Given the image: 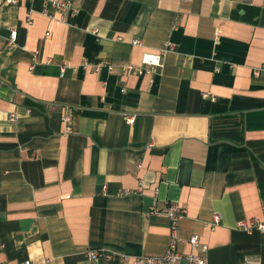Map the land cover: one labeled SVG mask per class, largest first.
Returning <instances> with one entry per match:
<instances>
[{
    "label": "crops",
    "instance_id": "0c3cea01",
    "mask_svg": "<svg viewBox=\"0 0 264 264\" xmlns=\"http://www.w3.org/2000/svg\"><path fill=\"white\" fill-rule=\"evenodd\" d=\"M48 7L0 8V264L162 254L174 203L181 252L199 234L208 264H264V233L238 227L263 218L264 0H74L63 21Z\"/></svg>",
    "mask_w": 264,
    "mask_h": 264
},
{
    "label": "built area",
    "instance_id": "2783aa9c",
    "mask_svg": "<svg viewBox=\"0 0 264 264\" xmlns=\"http://www.w3.org/2000/svg\"><path fill=\"white\" fill-rule=\"evenodd\" d=\"M21 0H0V8L4 5H12L18 4ZM46 4H48V8H45L43 13L50 18H57L50 9H53L61 14L58 18L60 20H65L67 12L69 10H73V2L74 0H45ZM50 8V9H49ZM74 11V10H73ZM31 23V19L29 20ZM50 33L48 32L47 35ZM18 36L17 28H13L10 34V41L15 42ZM134 43H138L135 41ZM172 43H167L165 45L166 49L172 48ZM142 63L149 65L151 71H155L159 66H161V55L160 54H153V53H145L142 58ZM142 65L138 64H126L123 66L125 71L128 72H138L143 73L146 68ZM107 65L109 68H112L111 62L108 60H104L103 62L98 63L95 66V70H100L102 66ZM63 68V72H64ZM11 120L16 118L15 113H11ZM128 123L133 124L135 122V116H127L126 117ZM62 122L65 131H70L72 129L73 118L70 113V108H66V112L62 116ZM151 212L153 213H160V209L152 206L150 208ZM166 214H168L170 218V225H171V235L172 240L168 249L162 254H143L139 256L129 257L132 264H208L207 252H208V245L201 240V236L199 234H192L188 238V243L191 245L193 251L190 252H181L178 249V242L181 240L179 236V221L180 219L187 214V209L184 206L179 204H170L165 209ZM262 219H253V220H243L238 224V227L242 230L252 231L258 230L264 233V203L262 205ZM221 222V215L219 213L214 214L212 220L209 222L208 226L211 230L216 229V227ZM3 247L0 244V249ZM98 253L94 250H91L87 253V256L91 260H95L97 258ZM128 259V257H126ZM19 264H30L29 261H22ZM45 264H51L50 260H48Z\"/></svg>",
    "mask_w": 264,
    "mask_h": 264
},
{
    "label": "trees",
    "instance_id": "16d2710c",
    "mask_svg": "<svg viewBox=\"0 0 264 264\" xmlns=\"http://www.w3.org/2000/svg\"><path fill=\"white\" fill-rule=\"evenodd\" d=\"M227 133L228 132L225 129L216 128L214 130L212 129L211 137L214 138L215 136V139L218 140L224 138L227 135Z\"/></svg>",
    "mask_w": 264,
    "mask_h": 264
}]
</instances>
